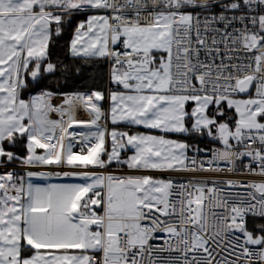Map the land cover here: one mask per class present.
I'll return each instance as SVG.
<instances>
[{"label": "snow or ice", "instance_id": "6c2138e0", "mask_svg": "<svg viewBox=\"0 0 264 264\" xmlns=\"http://www.w3.org/2000/svg\"><path fill=\"white\" fill-rule=\"evenodd\" d=\"M0 264H264V0H0Z\"/></svg>", "mask_w": 264, "mask_h": 264}]
</instances>
